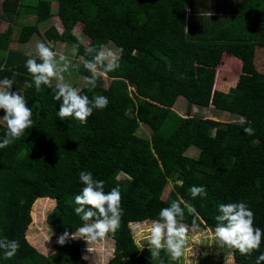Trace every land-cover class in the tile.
Masks as SVG:
<instances>
[{
	"label": "trees",
	"instance_id": "obj_1",
	"mask_svg": "<svg viewBox=\"0 0 264 264\" xmlns=\"http://www.w3.org/2000/svg\"><path fill=\"white\" fill-rule=\"evenodd\" d=\"M23 1L4 0L3 12L12 23V17L25 12ZM37 1L26 12L37 23L49 21L52 3L59 4L63 31L50 27L44 32L47 40L73 45L78 57L90 59L73 34L82 24L87 44L113 42L119 48L120 68L106 74L112 79L108 89L99 79L92 91L86 85L81 90L90 98L106 96L105 109L94 110L87 124L75 118L61 120L57 113L62 101L54 99L52 89L36 92L25 66L29 56L12 51L11 33L0 31V80L15 74L11 90L21 92L35 120L23 137L0 149V238L20 242L11 259L0 250V264H89L82 259L87 247L80 239L57 243L51 256L26 239L32 221H37L38 205L49 198L56 201L47 216L53 233L59 237L66 229L76 232L82 226L74 212L75 196L84 186L80 171L104 180L106 192L116 187L121 193L124 215L112 232L115 251L107 264H154L141 254L130 224L158 219L159 211L173 200L183 199L195 209L194 214L185 209L183 223L190 227L198 216V228L215 230L218 206L243 201L254 211L255 225L264 229V75L254 65L255 47L264 46V18L242 12L236 18L195 25L188 12L190 0ZM34 34H40L37 24L24 26L19 43L26 44ZM214 55L229 58L221 68L232 86L230 94L213 87L217 71L212 85L201 80ZM77 70L91 75L83 64ZM26 82L33 87H26ZM130 86L135 90L130 92ZM180 97L189 108L214 107L244 117L246 123L181 116L174 111ZM142 125L152 132L150 138L139 135ZM247 126L254 135L244 133ZM5 131L0 126V138ZM193 148L197 157L187 154ZM119 173L126 177L116 179ZM170 179L180 184L164 199ZM193 185L204 186L207 195L193 199ZM262 252L264 237L259 251L242 256L233 249V257L238 264H256Z\"/></svg>",
	"mask_w": 264,
	"mask_h": 264
},
{
	"label": "clouds",
	"instance_id": "obj_2",
	"mask_svg": "<svg viewBox=\"0 0 264 264\" xmlns=\"http://www.w3.org/2000/svg\"><path fill=\"white\" fill-rule=\"evenodd\" d=\"M198 14L206 18L211 16L212 12L200 11ZM187 24L190 25L189 20ZM185 30L188 32L187 27ZM80 43L84 45L86 56L90 57L83 59L82 62L84 68L91 74L84 78L85 85L89 91H92L101 77L120 68V60L117 52L105 45L85 44L82 40ZM35 53V56L26 53L29 58L25 66L31 74L36 92H42L45 87L52 89L54 99L62 101L57 113L61 120L75 118L82 124H87L94 110H103L108 106L109 99L106 96L95 94L90 98L87 94H83L80 88L66 81L64 73L68 72L70 67L78 69L79 64H72L65 55L57 53L45 42L36 43ZM37 59L41 62L38 63ZM14 76L15 74L13 78L5 77L0 80V109L5 113L2 119L6 125L5 134L0 138V149L12 145L35 124L33 111L24 96L20 91L11 90L15 83ZM25 86L31 88L33 84L26 82ZM36 115L38 116L39 113ZM245 123V118L241 117V126ZM243 131L247 135L255 133L251 126L243 127ZM79 180L84 186L75 196L77 207L74 208V212L83 224L76 232H69L66 229L57 238V243L63 246L70 240L83 238L87 242V252L92 253L93 242L109 232H115L120 227L124 215L121 206L122 197L116 187L106 192L105 181L95 179L90 171H80ZM189 192L193 199L207 195L204 186L193 185L189 188ZM185 209L189 214L195 213V209L183 199L173 200L170 206L159 211L158 219L152 222L148 240L152 258L165 251L169 255V264H171L183 255L189 232V228L183 223ZM196 219L193 220V228L199 227ZM215 220L217 221L215 240L218 247L238 250L242 256H249L261 249L264 229L255 225V213L246 202L221 203ZM19 249L18 240L0 238V250H3L5 258L11 259ZM82 259L89 260V255L85 254ZM260 261H264V252L257 257L256 264H260Z\"/></svg>",
	"mask_w": 264,
	"mask_h": 264
},
{
	"label": "rangeland",
	"instance_id": "obj_3",
	"mask_svg": "<svg viewBox=\"0 0 264 264\" xmlns=\"http://www.w3.org/2000/svg\"><path fill=\"white\" fill-rule=\"evenodd\" d=\"M37 2V0H24L23 6L26 8L25 12H23L19 17H12V19L16 18L15 21L12 23V20L6 18L3 12L4 0H0V19L2 20L0 31L4 34L7 31L11 33L12 36L10 39V49L12 51H20L24 54L31 53L33 56H35L36 43L45 42L57 53L65 55V57L69 61H71L72 64H79L80 67L81 63L77 62V49L73 45L63 42L55 43L53 40H47L44 35V32L53 26L56 27L58 31H63V25L58 16V2H53L51 5L52 18L49 21L42 23H37L35 16H33L29 12L26 13L27 9L36 6ZM222 6L223 4L219 6V11L221 10ZM36 24L40 29V34H34L31 40L26 44L19 43L18 39L22 28L24 26ZM254 31L258 36H260V31L258 29H255ZM73 34L80 40L84 41L85 44L88 43V40L83 34V29L80 25L74 28ZM106 47L115 50L118 56L121 53V51L113 42H110ZM255 48L256 51L254 57V65L257 71L264 75V46ZM212 57L214 59H212ZM212 57L210 58L211 61L209 60V63L207 62V67L203 68V71L205 73H203V77H201L202 82H209L212 85L214 71H217L213 87L229 94L232 93V86L229 83H226V81L224 80V69L221 68L227 61H229V58H227V60L225 61L224 56L222 57V60L221 56L215 57L214 55ZM236 68L237 67H235L234 73L239 74L237 71L238 69L236 70ZM205 74L207 76H204ZM211 74L212 76H210ZM64 75L66 81L71 83L74 87L81 88L83 83L85 85L84 79L80 77V74L79 72L77 73V68L75 67H70L69 71L65 72ZM100 79H102V77ZM110 82L111 80H109L107 77L102 79V85L104 87H107ZM174 111L181 116L196 115L204 119H213L221 122L240 121L238 117L232 116L227 112L223 113L222 111L214 107L203 108L193 104L191 108H189L188 101L182 97L174 106ZM4 114V111L0 109V126L6 127L2 119V116ZM142 127L143 128H141L139 131V135L145 138H150L152 132L145 125H142ZM187 154L190 157H197L198 151L196 149H191ZM125 177L126 176L122 173L116 175V179L120 180L124 179ZM176 183L180 184V182L174 179H170L164 191V199H167L171 191L174 189V185ZM55 205L56 201L50 198L49 201L41 202L38 205L37 210L35 211L37 221L34 224L32 221L31 225L29 226L26 237L27 241L33 247H35L38 251H40L46 256H51L53 255L52 253L56 251L54 247L57 244L58 236L52 232L47 223V216L54 209ZM33 212L34 205L32 213ZM153 221L154 220H147L143 221L142 223L130 224V228L132 229L135 242L139 246L141 254L150 259L154 264H169V255L165 251H161L160 254L155 258H152L151 256V251L148 246V240L151 235L150 229ZM187 227L189 228V232L187 234L188 239L183 249V255L179 258V260L172 261L171 264H238L234 260L233 249H230L228 247L221 248L216 245L214 229L193 228L190 226ZM80 240L83 241L84 246L87 247V242L83 238H80ZM91 247L93 248L92 253L84 251V255H89V264H107L114 257L115 251V240L112 237V232L107 233L103 238H98L95 242H93ZM205 252H207L208 254L204 255Z\"/></svg>",
	"mask_w": 264,
	"mask_h": 264
},
{
	"label": "crops",
	"instance_id": "obj_4",
	"mask_svg": "<svg viewBox=\"0 0 264 264\" xmlns=\"http://www.w3.org/2000/svg\"><path fill=\"white\" fill-rule=\"evenodd\" d=\"M189 3H190V5L188 7L189 8L188 12L190 14L189 16L191 17V20L195 25H197L198 23L213 22L215 19H216V21L220 22V21H223L226 19L236 18L242 12H243L242 14L247 12L248 13L247 15L249 17L252 16L254 18V17L258 16L262 20L264 18V0H190ZM243 3H247V4L245 5L244 8L241 9V6L243 5ZM221 4H223V6H222L221 10L219 11L218 8ZM200 11H210V12H212V15L204 18L198 14ZM206 20H208V21H206ZM79 25L83 29V25L78 24L77 27ZM82 60H83L82 57L77 56V62H80L81 64H83ZM77 73H78V70H77ZM80 77L83 79L85 78V76H83L81 74H80ZM106 77L109 80H111V82H112V79L109 78L107 75L103 76L102 79H104ZM111 82L109 83V85L107 87L105 86L106 89L109 88ZM84 86L85 85L83 83L82 87L80 89L82 90ZM134 90H135V88H133V87L131 88V86H130V92H132ZM182 98H184V97H182ZM178 100H177V102H178ZM177 102H176V104H177ZM141 128H143V127H141ZM138 223H142V222H138Z\"/></svg>",
	"mask_w": 264,
	"mask_h": 264
}]
</instances>
